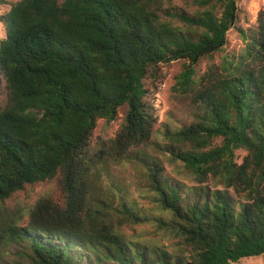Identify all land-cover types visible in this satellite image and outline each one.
Listing matches in <instances>:
<instances>
[{
  "label": "trees",
  "instance_id": "16d2710c",
  "mask_svg": "<svg viewBox=\"0 0 264 264\" xmlns=\"http://www.w3.org/2000/svg\"><path fill=\"white\" fill-rule=\"evenodd\" d=\"M183 1L20 0L0 14V264L9 253L5 264L264 255V7L236 28L241 48L200 76L202 60L224 53L241 0ZM173 61H184L173 89L189 112L155 128L146 80ZM121 108L116 136L92 146L97 120ZM124 164L145 203L111 172ZM52 181L58 201L8 206ZM140 225L158 239L125 233Z\"/></svg>",
  "mask_w": 264,
  "mask_h": 264
},
{
  "label": "rangeland",
  "instance_id": "374dc122",
  "mask_svg": "<svg viewBox=\"0 0 264 264\" xmlns=\"http://www.w3.org/2000/svg\"><path fill=\"white\" fill-rule=\"evenodd\" d=\"M20 0H6V5H0V14L7 12L11 5ZM175 4L186 9L183 0H174ZM238 5V20L226 35L227 44L224 47V53L214 54L210 59L202 60L196 66V72L201 76L208 65H218L221 56L238 51L241 46V40L236 28L247 29L255 24L257 13L264 7V0H241ZM5 37L4 26L0 23V40ZM184 61H173L167 64H162L158 69V78L154 82L146 80V87L148 88L147 102L152 107V116L155 120V128H165L167 125L173 124V121L184 120L189 112V102L186 98L181 97L176 91L175 77L179 75ZM0 101H6L5 93L0 96ZM125 108H121L118 112L117 118L113 122L106 123L104 120H97L95 129L92 132L91 145L94 146L101 142H108L113 139L119 132L123 124V113ZM244 152H239L241 158ZM240 158L238 161H240ZM111 172L121 178L127 186L128 196L136 199L140 204L145 201L140 200L138 193L134 188L135 170L129 165L124 164L116 168H112ZM49 195L54 201L60 198L56 181L50 183L36 184L26 186L24 190L16 193L8 202V206H18L20 209L30 207L42 195ZM24 218L21 225L26 224ZM152 228L148 225H140L133 228L125 229V233L129 236L139 235L146 240H157L158 237H151ZM12 263L10 253L4 256V264ZM234 264V263H232ZM236 264H264V255L255 258H244Z\"/></svg>",
  "mask_w": 264,
  "mask_h": 264
}]
</instances>
